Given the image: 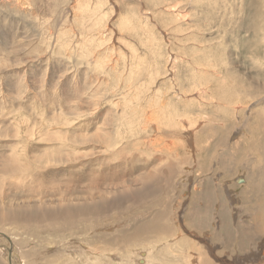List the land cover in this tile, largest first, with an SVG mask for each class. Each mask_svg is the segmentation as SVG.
Here are the masks:
<instances>
[{"label": "rangeland", "instance_id": "obj_1", "mask_svg": "<svg viewBox=\"0 0 264 264\" xmlns=\"http://www.w3.org/2000/svg\"><path fill=\"white\" fill-rule=\"evenodd\" d=\"M263 174L264 0H0L18 264H264Z\"/></svg>", "mask_w": 264, "mask_h": 264}, {"label": "bare ground", "instance_id": "obj_2", "mask_svg": "<svg viewBox=\"0 0 264 264\" xmlns=\"http://www.w3.org/2000/svg\"><path fill=\"white\" fill-rule=\"evenodd\" d=\"M169 8V7H168ZM164 10V9H163ZM174 12V11H173ZM145 14V13H144ZM147 15V14H146ZM162 33V32H161ZM105 34V33H104ZM176 98V97H175ZM195 98V97H194ZM183 99V98H182ZM262 101V100H261ZM49 158H51V157H49ZM52 159V158H51ZM264 176V174L262 175V177ZM241 180V179H240ZM239 180V181H240ZM243 180V179H242ZM259 181V180H258ZM236 182V181H235ZM261 182V181H260ZM239 183V182H238ZM249 184V183H248ZM260 186H262L261 184L259 185V186H256V187H253L252 186V188H251V190H254L255 188H261ZM246 187V186H245ZM250 190V191H251ZM260 192V191H259ZM259 196V195H258ZM261 197V196H260ZM259 197V198H260ZM263 198H264V196H263ZM253 201V200H252ZM250 202V201H249ZM254 202V201H253ZM255 203H257V202H255ZM260 204H262V203H260ZM259 206V205H258ZM262 207V206H261ZM263 208V207H262ZM261 208V209H262ZM264 210V209H263ZM199 211V210H198ZM199 214V213H198ZM205 215V214H204ZM195 218H197V215L195 214ZM208 218V217H207ZM254 221H255V224L257 225L255 228H257V230L256 231H254V234L256 233L257 235H258V229L259 228H263V223H264V212L262 213V212H259V214H256L255 216H254V219H253ZM253 221V222H254ZM236 223V222H235ZM232 226V225H231ZM195 227V226H194ZM149 228V227H148ZM148 228H143L144 230H148ZM151 229H154L152 226H151ZM154 230H156V229H154ZM166 230L167 229H164V228H161V230H159L160 232H166ZM0 233H2V232H0ZM222 234V233H221ZM251 235V239H248V237L247 236H250ZM249 234H246L245 233V235L244 236H246V240L244 241V242H242L243 241V238H241L240 239V243L242 244V245H240V249H243V245H245L246 246V248H247V250L245 249L243 252H244V254L242 255V256H244V258H240L241 260L242 259H244V260H249L250 262L251 261H253V260H258V259H260V261H263V259L260 257L261 255H262V253L260 254V252H258L257 253V250H255V246L256 245H254L253 244V242H254V237H253V230L252 229H250L249 230ZM263 234V233H262ZM261 234V235H262ZM216 236H219V234L217 233L216 234ZM10 238V237H9ZM11 240V239H10ZM1 241V240H0ZM3 242V241H2ZM247 245H248V247H247ZM15 246V245H14ZM236 247V246H235ZM199 248V247H198ZM0 249H4V248H2V247H0ZM237 250V249H236ZM264 250V249H263ZM144 255H146V253H142V256H144ZM6 256V255H5ZM239 261V260H238ZM14 262H16V259H15V257H14ZM17 263V262H16Z\"/></svg>", "mask_w": 264, "mask_h": 264}, {"label": "water", "instance_id": "obj_3", "mask_svg": "<svg viewBox=\"0 0 264 264\" xmlns=\"http://www.w3.org/2000/svg\"><path fill=\"white\" fill-rule=\"evenodd\" d=\"M0 240L3 241V243H0V247L4 248L6 251V261L8 264H18L14 262V247L11 243V240L8 236H6L3 233H0ZM16 259V258H15Z\"/></svg>", "mask_w": 264, "mask_h": 264}]
</instances>
